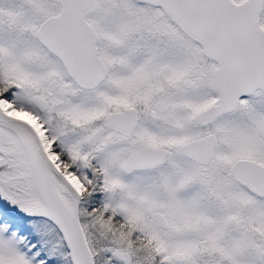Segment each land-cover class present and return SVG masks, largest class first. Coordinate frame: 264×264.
I'll list each match as a JSON object with an SVG mask.
<instances>
[{
	"label": "snow or ice",
	"instance_id": "obj_1",
	"mask_svg": "<svg viewBox=\"0 0 264 264\" xmlns=\"http://www.w3.org/2000/svg\"><path fill=\"white\" fill-rule=\"evenodd\" d=\"M0 264H264V0H0Z\"/></svg>",
	"mask_w": 264,
	"mask_h": 264
}]
</instances>
